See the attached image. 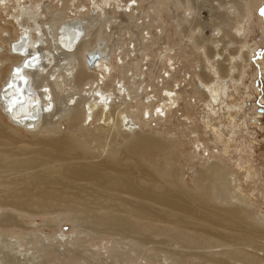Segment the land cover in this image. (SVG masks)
I'll return each instance as SVG.
<instances>
[{
    "label": "bare ground",
    "instance_id": "6f19581e",
    "mask_svg": "<svg viewBox=\"0 0 264 264\" xmlns=\"http://www.w3.org/2000/svg\"><path fill=\"white\" fill-rule=\"evenodd\" d=\"M75 1L0 0V52L2 51L0 53V110L10 122L27 132H34L40 127L44 128L42 126L44 122L40 124V121L45 120L49 121L46 123L53 125L46 131L54 130L57 126L55 119L57 117L59 120L60 116L67 118L66 121L71 128V133L72 131L77 132L84 124H93L94 130L93 133H88L89 140L87 142L73 135L72 137L77 139L76 147L75 145L71 146L73 142H67L69 144L66 145L56 143L59 150L68 154L70 151L74 152V155L83 154L86 155L87 159L97 157L95 151L90 149V144L96 142L95 145L105 148L106 142H102L103 144L100 145L102 137L108 139L114 130H120V132L116 131L115 134H125L126 144L134 149L135 153L134 155L129 154L125 158L134 160L124 162L125 158H121L117 154V148H112L109 151L108 160L84 163L85 166H64L63 161H70V159L61 158V155H54L55 153L52 155V152L49 155L41 152V155L38 154L39 160H35L36 158H20L19 155L16 156L17 153H12V151L11 153H4L1 149L0 172L2 169H10L22 173L23 176L25 170L33 167L37 161L42 167L44 165L49 166V168L43 170L45 173L41 177H34V182L29 186L20 188L18 178V180H15L16 178L11 180L8 184L19 188L16 187L17 191L14 193L7 192L8 194L0 196V208L11 207L16 212H24L22 211L23 207L30 203L27 198L32 197L37 200L33 204L34 206L46 205L55 210L60 205L66 209L71 208L75 212L76 221L80 226H84V223H88V225L93 223L95 227L89 225L91 228L98 229L100 227L99 230L102 228L105 231L112 230L114 231L113 234L133 235L134 240L139 238L138 241H144L149 237L145 232H141L136 221L147 220L152 223L171 224L175 232L179 227L193 231L201 229L205 232L209 224L213 226L212 229L210 228L211 230H215L214 227L216 229L228 227L232 230H237V228L244 230L243 228H249L250 225L254 226L253 221L256 212L250 208L251 205L254 207V202H250L246 195L239 188L237 189L238 179L235 177V172L226 166L228 164H224L229 153V146H226L229 142L227 143L226 137L230 138L233 129L221 128L220 122L216 120L215 116H212L213 113L217 112L216 107L220 102L222 89L231 86V84H226L227 86L224 85L223 87V83L221 84L218 80L220 56L217 55L222 53L218 48L219 43L214 42V52L210 53L208 49L201 50L203 58H200L205 62V69L194 73L202 80L201 82H204L201 89L199 86L197 87V91L203 97H200L199 102L204 100L205 103L209 97L212 99L206 102L208 107L203 108L205 114L202 115L201 113L197 118L198 126L203 129V134L197 128L188 127V119H192V116H187V113L181 114L184 115V124L188 135H191L189 138V142L193 146L191 156L197 157L203 162L202 168L196 172V177H194L196 190L189 191L185 189L184 182L182 183L180 167L178 168L176 167L177 164L171 163L172 160L175 162L178 159L172 154L173 150L171 151V149L174 148L170 146L171 141L139 129L141 124L152 126V123L156 125L163 120H170L172 117L181 120L182 116H178V109L174 111V108L179 102L182 88L176 89V84H168L167 80H164V76L160 75L161 81L159 80V82L162 84L154 82L155 84L151 87L152 90L149 91L150 85L146 82L147 71L144 70L143 61L150 55L148 52L150 46L155 44V41L150 40L153 35L149 38L143 34L139 47L136 45L126 47L125 42H114L112 27L109 31L107 29V26L116 21L122 14L131 15L130 13L139 9L141 6L139 0H78V3ZM118 11L121 13L119 14ZM184 15L185 21L196 20L193 18L192 11L188 15L186 13ZM241 21L239 20L240 24ZM67 26L80 29L79 41L75 48L68 44L64 29ZM198 37L196 40H199ZM216 37L214 38L216 39ZM99 40L104 41L101 51L108 52L109 59H99L95 67L90 68L85 61V52L96 49ZM239 41L240 43L243 42L242 40ZM203 43L205 42L203 41ZM198 44L200 49L204 48V44L197 42ZM243 47L250 50L253 45L244 43ZM240 48L236 53H229L224 58L223 62L226 65L223 64L225 66L224 72L220 73L221 78L232 76V81H239L241 74L234 75V73L236 71L235 66L239 72L242 69L243 63L237 62L238 57L236 56L240 54ZM117 51L121 53L120 57L117 56ZM171 51L172 45L162 46L157 52L158 60L167 65L171 64V60L174 59ZM243 54L244 60L247 57V52ZM114 59H116L115 62ZM166 71L169 72V69ZM9 82V88H4ZM22 86L26 87L27 95L25 98L20 93ZM193 94L195 95L194 91ZM17 99L19 100L18 103L15 101ZM191 99L192 97L185 102L187 109L192 106ZM134 101L136 102L134 103ZM33 105L37 107L35 112L32 111ZM230 117L232 122L236 121L233 113H230ZM0 131H2L1 128ZM2 136L4 133L0 132V138ZM6 138L8 137L6 136ZM62 142L64 141L62 140ZM208 150L212 154L208 152L206 155L205 152ZM72 157L71 159H73ZM241 162L243 165L238 163V167L244 169L243 175L246 177L250 174L251 169L247 167V160L242 159ZM125 164L131 166L125 167ZM51 167L52 170H50ZM78 180L84 181V184L75 183ZM7 182L0 179V186L7 184ZM234 182L235 184H232ZM231 185L233 191H230ZM157 192L161 195H156ZM259 194L263 197V190ZM218 199L220 202L225 200L228 203L223 205L224 202H222L216 205L214 200L218 201ZM150 201L162 204L161 206L168 210L159 213L157 208L150 204ZM26 212V214L29 213V211ZM180 212L185 213L187 217L179 215ZM263 217L258 218V221L263 220ZM21 226L18 217L13 213L6 211L0 214V235L18 239L17 233H13L16 236H12L6 230ZM253 226L250 228L253 229ZM21 229L20 236L26 238V236L33 234L23 227ZM257 230L253 229V232ZM207 231L205 232L206 236L211 233H207ZM32 232L35 233V229ZM226 235L216 233L215 237L218 238L215 239L221 245L222 241L226 239ZM71 236L72 234H53L44 236V240L54 239L60 245L69 242L77 245L79 243L78 237L74 239ZM127 236L124 238L127 239ZM178 238L182 239L181 237ZM207 239L209 237L204 242L210 243ZM30 240L34 241L33 239ZM134 240L132 242L128 240L132 247L138 245ZM174 240L178 241V239ZM40 242H42V238L38 239L34 245L38 247ZM37 249L40 251L42 248L38 247ZM242 251L240 252L242 253ZM228 253L229 251L226 254ZM230 253L232 254L234 251ZM241 253L238 252L236 255L247 259L248 262L245 264H260V262H254L255 260L250 259V255H242L243 253ZM100 254L102 255V253ZM11 255L10 252H6L0 257V263L3 259L10 260ZM74 256L76 255L70 254L69 258L73 259ZM203 256L200 255L199 257L202 262L204 259H208ZM208 257L210 256L208 255ZM213 260V256H211L206 264H215ZM220 261L222 260L220 259ZM261 262L264 264L263 261Z\"/></svg>",
    "mask_w": 264,
    "mask_h": 264
},
{
    "label": "rangeland",
    "instance_id": "374dc122",
    "mask_svg": "<svg viewBox=\"0 0 264 264\" xmlns=\"http://www.w3.org/2000/svg\"><path fill=\"white\" fill-rule=\"evenodd\" d=\"M138 2H140L141 5L139 9L133 12L130 10L132 12L130 13L131 15L122 14V16H119L116 21L107 26L108 31L112 27L114 42H125L126 47H133L134 45L139 47L143 34L147 37L149 36V38L153 35L150 40H153V42L155 41V44L150 46L148 49L150 55L143 61L145 65L144 70L149 74L145 75L147 76L146 82L150 85L149 91L152 90L151 87L155 84L154 82H158L160 85L162 84V82H159V80L161 81L159 78L160 75L164 76V80H167L168 84H176V89L179 87L182 88L179 102L174 108V111L178 109V116H182L181 120L172 117L170 120H163L156 125L152 123V126L141 124L139 129L148 134H154L159 138L171 141L170 146L174 148L171 149V151L173 150L172 154L176 156V159L178 158L177 160L175 159V162L172 160L171 163L173 165L177 164L176 167L178 168L180 167V177L183 180L180 181H182V183L184 182L183 185L186 190H196L194 177H196V172L202 168L203 162L200 161L199 158L191 156L193 151V146L189 142L191 135H188L187 128L184 124V115L181 114L187 113V116H192L193 121L192 119H188L191 121L190 123L189 121L187 122L188 127L193 129L197 128L198 131L203 134V129L198 126L197 118L201 113L202 115L205 114L203 108L208 107L206 102L212 99L209 97L205 103L204 100L199 102L202 96L197 91V87L199 86L201 89V85L203 86L204 82H201L202 80L194 73L196 71H204L205 69V62L200 58H203L201 50L208 49V52H214V42L219 43L218 48L220 53H222L216 55L220 56L218 66L221 67L222 65V67L221 70L219 67V72L217 74L218 80H220L221 84L223 83V87L226 84H231V86L222 89L223 94L221 92L220 102H218L216 107L217 112H215L216 114L213 113L212 116H215L216 120L220 122L221 128L225 130L233 129L232 131L234 133H231L230 138L226 137L227 143L229 142V145H226L229 146V153L225 158L224 164H228L226 166L235 172L234 174L236 176H234L238 179V183H236L238 184L237 189L239 188L250 202H254V207L252 205L250 206V208L256 212L254 215L255 220L253 221L254 226H252L254 227L253 229L258 230L253 232V229L250 228L252 227L250 224V226H248L249 228L242 227L244 230L241 228L232 230L228 227H219V229L214 227L215 230H211L213 226L209 224L207 225L208 231L205 230V232L211 233L206 236V233L201 229L193 231L185 227H179L175 232L171 224L160 222L152 223L144 220L136 221V225L140 228L141 232H145L149 238L144 241H138L139 238L134 240L133 235H130V237L124 233L113 234L114 231L112 230L105 231L103 228L99 230L100 227L98 229L91 228L92 226L95 227L93 223H89L91 227L88 223H84V226H80L76 221V214L71 208L66 209V207L58 205L59 207L55 210L46 205H40L39 207L34 206L33 204L36 203L37 200L31 197L27 198L30 203L28 206L23 207L22 211L24 212H16L11 207L0 208V214L6 211L13 213L18 217L22 225L21 227H12L11 229L6 228V231L12 236H16L13 233H17L18 239L4 236L3 234L0 235V257L6 252L12 254L10 256L12 261L11 259H3L0 264H206L211 256H213V262L215 264H245L248 262L247 259L245 260L244 257H242L244 258L242 259L236 255L238 252L240 254L242 250V255H250V259L255 260L254 262L257 261L262 264L261 261H263L264 263V233H262V230H264V217L262 218L263 220H259L260 223L258 221V218L261 219V217L264 216V194L262 195L263 197L259 194L261 190H263L264 193V0H234V2L233 0H139ZM75 3H78V0H76ZM190 11H192L193 18H196V20L191 19L192 22H190V19L189 21H185L184 17V14L186 13L188 15ZM118 13L120 14L121 11H118ZM1 16L3 17V14H1ZM239 20H242L241 24ZM194 27L196 28L194 29ZM143 30L144 33H142ZM215 36H217L216 39L214 38ZM197 37L199 40H196ZM239 40L243 42L240 43ZM203 41L205 43H203ZM197 42L204 44V48L200 49ZM244 43L253 45V47L250 48L251 51L243 47ZM165 45H172L171 55L174 56V59L171 60V64L169 65L161 62L157 58V52ZM222 46L225 47L223 48ZM239 48L240 54L236 55L239 60H237V62L244 64H242L241 72H239L237 66H235L236 71L234 75L241 74V77L238 79L239 81H232V76L222 77V80L220 73L224 72L223 68L226 65V63L223 62L224 58H226L229 53H236ZM117 52V56L120 57L121 53L119 51ZM243 53L247 56L244 60ZM115 60L116 59H114V62ZM224 63L225 65H223ZM160 65L162 66L160 67ZM166 69H169V72L166 71ZM190 97H192V106L187 109L185 107V102L189 100ZM135 102L136 101H134V103ZM230 113H233L236 121H231V117L229 118ZM56 120L57 126H55L56 129L54 130L46 131V129L52 128L53 125L46 123L49 121L45 120L40 121V124L44 122L42 123L44 128L40 127L34 132H27L10 122L0 110V128L2 130L0 132H3L4 136L2 137H5L0 138V150L2 149L4 153H11L12 151V153H17L16 156L19 155L20 158H36L35 160H39L38 154L41 152L45 155L47 153V155H49V153L52 152V155L55 153L54 155H61V158L70 159V161H63L65 163L64 166H85L84 163H97L108 160L109 151H111L112 148H117V154L121 158H125L129 154H135L134 149H131L129 145L126 144L124 139L125 134H115L118 130H114L112 134L109 135L108 139L102 137L100 145L106 142L105 148H100L95 145L96 142L90 144V149L94 150L97 156L93 159H87L86 155L83 154L74 155L72 151H70L69 154L66 152V154L64 151L59 150L56 145H66L69 144L67 142H73L71 146L75 145L76 147L77 139L76 137L74 139L72 137L73 135L87 142L89 140L88 133H93L94 125L84 124L77 132L72 131L71 133V128H69L66 121L67 118L60 116V119L58 120L56 117L55 121ZM118 132H120V130ZM5 134L8 138H6ZM62 140L64 142H62ZM208 152L209 150L206 151L205 154L207 155ZM209 154L212 153L209 152ZM71 157L73 159H71ZM79 157L84 158L80 159ZM242 159L247 160V167L251 169L250 174L246 177L243 175L244 169L238 167L239 164L243 165L241 162ZM133 160L134 159L125 158L123 161ZM36 163L39 165L38 161ZM37 164L33 166H37L35 168L30 167L31 169H26L23 176L22 173H17L15 170L2 169L0 172V179L8 182L0 186V196L14 193L19 187L22 188L23 186L31 185L36 177H41V175L45 173V169L49 168V166L46 167L43 165L42 167V165L38 166ZM124 166L128 167L131 165L125 164ZM50 170H52V167ZM31 172L32 174L35 172L33 176ZM28 175L31 176L29 177ZM19 177L25 178L20 179ZM13 179L20 181L18 182L19 187L8 184ZM76 182L77 184H84V181L78 180L75 181V183ZM149 183L154 185L152 182ZM232 184H235V182ZM230 188V191H233L232 185ZM6 189L8 190L6 191ZM156 195L161 194L157 192ZM214 202H216V205L222 202H224L223 205L228 203L225 200H221L220 202L219 199L218 201L214 200ZM150 204L156 207L159 213L163 210H168L161 206L162 204L152 201H150ZM54 205L57 206L56 204ZM26 211H29V213L26 214ZM180 213L179 215L186 216L185 213ZM80 220L82 219L80 218ZM22 227L27 231H31L33 234L26 236V238L20 236ZM34 229L35 233L32 232ZM61 233L72 234L71 238L74 239L78 237L79 243L76 245L73 244V242H69L60 245L56 240L54 241V239L44 240V236L46 237L47 235L53 234L58 235ZM216 233H222V235L227 234L226 236L229 238L226 237L220 245L215 239L218 238L215 237ZM125 236H127V239L124 238ZM172 236L174 239H178V241L174 240ZM208 237L209 239L207 240L210 241V243H205L204 240ZM41 238V244L38 243L40 244L38 247L42 248L40 252L34 243ZM128 240L131 242L134 240L138 245L132 247L131 242ZM227 250L229 251L228 254H226L228 252ZM231 251H234L235 255L234 253L231 254ZM100 253H102V255ZM70 254H75L76 256L71 259L69 258ZM200 255H204L203 257L208 259L201 258L202 260L204 259L202 262L199 258ZM208 255L210 257H208ZM175 257L179 258L176 259ZM220 259L223 262L220 261Z\"/></svg>",
    "mask_w": 264,
    "mask_h": 264
},
{
    "label": "water",
    "instance_id": "95a60500",
    "mask_svg": "<svg viewBox=\"0 0 264 264\" xmlns=\"http://www.w3.org/2000/svg\"><path fill=\"white\" fill-rule=\"evenodd\" d=\"M67 35V41L68 44L71 45L72 48H75L78 41H79V28L78 27H64ZM104 46V41L99 40L98 41V47L94 49L93 51H86L85 52V61L88 65V67L93 68L96 65V62L99 59H109V53L108 52H102L101 47ZM32 60V59H31ZM27 64V61L25 62ZM15 80V79H12ZM11 82V81H10ZM10 82L4 87V88H9ZM21 95L25 98L26 97V87L22 86L21 87ZM16 103H18V99L15 100ZM34 106V105H33ZM37 110V107H32V111L35 112Z\"/></svg>",
    "mask_w": 264,
    "mask_h": 264
}]
</instances>
